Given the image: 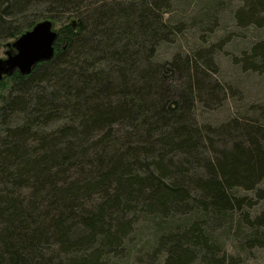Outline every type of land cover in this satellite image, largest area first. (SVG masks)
<instances>
[{
  "label": "trees",
  "instance_id": "16d2710c",
  "mask_svg": "<svg viewBox=\"0 0 264 264\" xmlns=\"http://www.w3.org/2000/svg\"><path fill=\"white\" fill-rule=\"evenodd\" d=\"M43 2L77 14L50 61L0 81V264H119L140 223H153L143 264H241L212 233L235 216L249 231L236 249L263 248L264 205L250 217L237 194L264 201V132L212 158L194 119L197 58L154 61L176 30L154 0H0V48L39 21L56 26L29 14ZM240 61L264 74V40Z\"/></svg>",
  "mask_w": 264,
  "mask_h": 264
},
{
  "label": "rangeland",
  "instance_id": "374dc122",
  "mask_svg": "<svg viewBox=\"0 0 264 264\" xmlns=\"http://www.w3.org/2000/svg\"><path fill=\"white\" fill-rule=\"evenodd\" d=\"M75 1V0H73ZM82 6L94 3L101 5L103 0H76ZM157 12L163 22L176 27L172 41L161 43L155 53V62L171 61L173 56L197 58L202 76L193 75V82L200 81L204 93L194 103V119L202 128L208 126L211 141L205 139V147L213 154L221 147L229 148L234 143H249L247 130L264 132V74L247 71L241 58L257 42L264 40V0H154ZM253 5L252 16L243 20L249 6ZM50 3H35L29 14L33 18L54 16L56 31L68 19L74 18L76 11L56 14ZM83 10V9H81ZM240 15V20L237 18ZM5 57V49L0 48V58ZM206 91L213 96H206ZM260 141H263L260 138ZM201 172V169L199 170ZM195 175H193L194 178ZM264 186V179L258 186ZM24 192L21 196H26ZM251 202L244 212L253 217L259 213L264 201L255 198V191H239ZM237 217L232 225L221 227L212 233L225 243L228 253L239 256L241 264H264V247L253 248L248 252L236 249L237 239L249 232ZM180 222L183 218L176 217ZM158 222V220L156 221ZM153 223H140L128 238L129 250L119 264H143L138 260L136 249L150 244ZM241 225V226H240Z\"/></svg>",
  "mask_w": 264,
  "mask_h": 264
},
{
  "label": "water",
  "instance_id": "95a60500",
  "mask_svg": "<svg viewBox=\"0 0 264 264\" xmlns=\"http://www.w3.org/2000/svg\"><path fill=\"white\" fill-rule=\"evenodd\" d=\"M57 37L53 22L46 19L35 23L7 43L5 57L0 58V81L15 72L28 75L36 64L50 61Z\"/></svg>",
  "mask_w": 264,
  "mask_h": 264
}]
</instances>
